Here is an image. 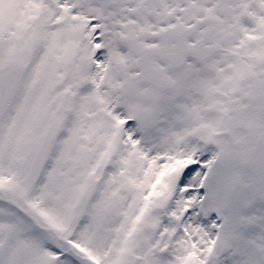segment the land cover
Returning a JSON list of instances; mask_svg holds the SVG:
<instances>
[{"label": "snow or ice", "instance_id": "snow-or-ice-1", "mask_svg": "<svg viewBox=\"0 0 264 264\" xmlns=\"http://www.w3.org/2000/svg\"><path fill=\"white\" fill-rule=\"evenodd\" d=\"M0 264H264V0H0Z\"/></svg>", "mask_w": 264, "mask_h": 264}]
</instances>
